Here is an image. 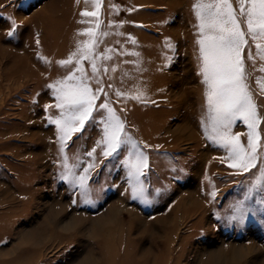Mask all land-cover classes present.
Segmentation results:
<instances>
[{
  "label": "rangeland",
  "instance_id": "obj_1",
  "mask_svg": "<svg viewBox=\"0 0 264 264\" xmlns=\"http://www.w3.org/2000/svg\"><path fill=\"white\" fill-rule=\"evenodd\" d=\"M194 3L0 0V264H264V205L256 203L264 193L244 201L250 211L243 222L227 219L264 167V59L256 48L264 41L246 36L241 52L260 118L258 166L244 172L229 167L236 161L209 138L210 127L205 134L207 88ZM89 29L96 43L78 65ZM73 53L71 64L59 63ZM20 56L25 63L13 66ZM78 67L98 95L95 104L115 110L136 149L126 145L104 156L106 112L97 110L61 151L50 122L61 114L57 82L81 77ZM248 132L242 119L233 123L231 134L245 148ZM137 151L148 166L140 177L144 196L134 199L126 162ZM68 169L77 177L88 169L90 203L78 185L60 178ZM110 206L120 214L114 221Z\"/></svg>",
  "mask_w": 264,
  "mask_h": 264
},
{
  "label": "snow or ice",
  "instance_id": "obj_2",
  "mask_svg": "<svg viewBox=\"0 0 264 264\" xmlns=\"http://www.w3.org/2000/svg\"><path fill=\"white\" fill-rule=\"evenodd\" d=\"M87 2V0H86ZM238 8L233 7L231 0H195L193 10L199 21L198 29L200 39L199 44L201 69L200 74L203 77V83L206 85L207 113L204 124L205 134L208 135L209 127L212 135L209 137L215 143L228 149L229 158L236 161L229 167H237L244 172L252 168H257L259 135L256 128L260 123V118L256 111V105L253 102L252 95L245 83L243 60L241 58L242 49L248 44L246 36L251 37L253 41H264V0H236ZM27 0H20V6H26ZM99 7V4H96ZM83 16H95V12H82ZM241 17L244 19L241 20ZM242 23L246 24V31L242 29ZM96 27H99L97 23ZM13 33H8L11 36ZM91 37L90 42H85L84 46L78 51L81 53L77 64L83 59H90L92 55L91 46L96 43L95 33L92 29L83 33ZM106 35V33H105ZM258 54L264 59V45L256 44ZM76 53H73L67 60L60 61L62 65L71 64ZM93 73L97 71L95 62L92 63ZM81 77L69 75L66 80L58 81L59 87H56L57 108L61 109L60 117L51 120V123L57 125L59 130V141L61 151L65 147V140L70 139L73 133L82 132L86 125L93 121V112L103 110L101 115L106 112V116L100 121L103 123V144L105 145L104 156L109 157L118 153L122 147L130 145L136 149L137 145L125 132L123 121L116 115L115 110L108 103L95 104L98 99L97 93L93 92L86 83H84L83 68L78 67ZM264 71V69H261ZM76 80V83L68 81ZM102 91L98 89L97 92ZM264 91V85H262ZM117 96L122 93L117 92ZM140 99L139 96L132 97ZM237 119H242L247 124L248 143L245 148L240 143L239 136L231 134L233 123ZM95 148L88 153L92 156ZM133 153H129L131 156ZM67 159V158H65ZM130 171V187L134 199L143 198L145 188L140 177L143 175V169L147 165V157L142 152L135 153L134 162H126ZM94 165L90 164L88 169ZM75 167V166H73ZM65 168L68 165L65 164ZM88 169H84V175L76 176L68 169V175H61V179L69 180L73 186L78 185L85 194L86 202V180L88 179ZM259 175L255 182L247 189L244 194V200L239 201L232 206L233 214L227 219L243 222L250 209L245 208L244 201L251 200L254 193H264V167H259ZM215 198L216 193H211ZM257 204L264 205V199L257 198Z\"/></svg>",
  "mask_w": 264,
  "mask_h": 264
},
{
  "label": "bare ground",
  "instance_id": "obj_3",
  "mask_svg": "<svg viewBox=\"0 0 264 264\" xmlns=\"http://www.w3.org/2000/svg\"><path fill=\"white\" fill-rule=\"evenodd\" d=\"M19 63H21V64H24L25 63V61H24V56H20L18 59H16V60H14V64H13V66H17ZM26 65V64H25ZM30 69L29 68H27V71H25V70H23V73L25 74V76H27V75H30L29 73H28V71H29ZM33 70V69H32ZM27 72V73H26ZM34 75V74H33ZM107 215H108V217H109V219H111V220H113L114 221V219L116 220V218L117 217H119V213H118V210L116 209V207L115 206H110V208H109V210H108V212H107ZM106 223V222H105ZM106 224H108V223H106ZM105 224V225H106ZM105 225L103 226V228L104 229H106L107 227H105ZM111 228V227H110ZM109 227H108V229H110ZM114 231V230H113ZM106 243H110V244H114L115 243V240L114 239H106V241H105Z\"/></svg>",
  "mask_w": 264,
  "mask_h": 264
}]
</instances>
